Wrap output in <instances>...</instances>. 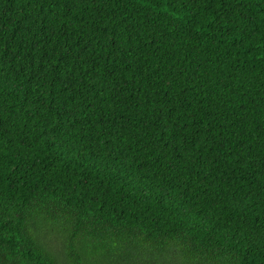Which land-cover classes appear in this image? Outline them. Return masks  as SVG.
Here are the masks:
<instances>
[{"label": "trees", "instance_id": "16d2710c", "mask_svg": "<svg viewBox=\"0 0 264 264\" xmlns=\"http://www.w3.org/2000/svg\"><path fill=\"white\" fill-rule=\"evenodd\" d=\"M0 264H264V0H0Z\"/></svg>", "mask_w": 264, "mask_h": 264}]
</instances>
